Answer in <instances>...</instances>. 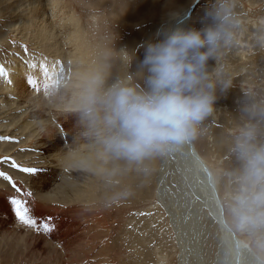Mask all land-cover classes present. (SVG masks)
Listing matches in <instances>:
<instances>
[{
    "label": "rangeland",
    "instance_id": "1",
    "mask_svg": "<svg viewBox=\"0 0 264 264\" xmlns=\"http://www.w3.org/2000/svg\"><path fill=\"white\" fill-rule=\"evenodd\" d=\"M193 1L0 0V66L13 76L15 83L20 79L17 73L29 75L24 76L29 81V77L34 79L35 73L44 67H52L60 78L50 85H39V91L36 87L26 86L21 89L23 93L18 90L11 95L5 88L7 75L0 76L3 77L0 78V172L4 173L0 176V264H71L72 256L77 259V263L72 264H232L228 250L226 259L219 250L223 243L226 244L223 242L226 239L208 207L204 204L200 207L202 200L189 190L187 181L184 191L180 192L182 185L176 179V182L170 180L167 183L161 178L166 152L165 157L164 154L157 155L142 162L141 176L147 179V183L141 184V193L125 208L108 206L105 196L104 209L95 208L93 203L86 204L87 201L79 205L62 202L58 213L54 209L58 208L57 205L51 206L47 200V194L56 193V187L68 170L60 166L59 161L76 151L75 145L72 147L71 144L82 134L81 124L85 120V108L72 115L70 112L60 114L58 108L53 107L57 100L46 98L53 92L48 86L72 83L76 77L74 56L77 59L83 56L90 46L92 55L85 59V68H89L90 61L96 58L107 75L105 79L108 80L102 79V82L108 85V89L118 80H126V75L131 78L128 83L139 86L142 82L136 75L135 66L143 57L142 45L155 38L158 29L170 20L172 13L180 12V8ZM198 8L189 26L200 27L199 20L206 9L218 11L229 17L233 41L221 48L218 58L208 62L209 73L214 78L218 76L221 83L217 86L214 111L201 123L193 141L220 180V196L228 224L264 260V205L257 206L252 200L255 193L264 191V181L251 179L245 172L244 162L233 150L241 129L250 125L256 129L255 143L264 145V0H203ZM68 13L81 19L87 40L73 41ZM87 41L89 48L84 46ZM76 46H80L79 53ZM126 56L129 59L134 57L131 74H126V60L123 59ZM31 71L34 73L28 74ZM84 73L88 74L86 70ZM224 82L228 83L227 88L223 87ZM94 86H82L84 95L80 98L88 107L95 93L94 107L102 116L101 98L108 89L102 84ZM46 91L49 93L45 95ZM42 97L46 98L45 103H42ZM88 98L90 101L86 100ZM77 130L82 132L77 133ZM87 131L89 135L93 134L88 125ZM151 164L154 171L150 169ZM25 168H35L36 171L26 173ZM88 174H84L83 182L87 181L85 176ZM167 174L168 178L173 175L172 172ZM12 184L21 191L17 192ZM67 189L66 193H73ZM179 192L189 202L182 210L183 202L177 199ZM17 199L21 201V210L27 209L26 218L32 221L31 224H23L17 217L16 206L12 203ZM200 209L203 212L198 211ZM66 211L68 217L60 219L59 215L63 216ZM100 216H104L105 221ZM242 217L248 218L247 223ZM99 222L106 230H100ZM75 223L78 227L74 228L75 235H72ZM45 225L49 231L44 230ZM110 229L114 232L111 233ZM116 240L119 244L114 242ZM196 241L200 243L197 255L192 250L198 249ZM108 242L111 247H118L108 253V257H102L98 252ZM98 257L101 262L96 260Z\"/></svg>",
    "mask_w": 264,
    "mask_h": 264
},
{
    "label": "clouds",
    "instance_id": "2",
    "mask_svg": "<svg viewBox=\"0 0 264 264\" xmlns=\"http://www.w3.org/2000/svg\"><path fill=\"white\" fill-rule=\"evenodd\" d=\"M199 24L189 26L185 14L172 13L155 38L142 45L143 57L135 66L142 83L115 82L101 98L102 116L94 107L93 94L83 117L107 154L141 163L195 139L201 123L214 111L221 83L209 73L208 62L233 41L228 16L206 9ZM256 134L251 125L242 128L233 150L244 162L246 174L261 182L264 145L255 143ZM252 200L264 205V191ZM242 219L247 223L248 218Z\"/></svg>",
    "mask_w": 264,
    "mask_h": 264
},
{
    "label": "bare ground",
    "instance_id": "3",
    "mask_svg": "<svg viewBox=\"0 0 264 264\" xmlns=\"http://www.w3.org/2000/svg\"><path fill=\"white\" fill-rule=\"evenodd\" d=\"M196 1L197 0L193 1V3L186 4L185 6L180 8V12L185 14V19H186V22H187L188 25H190L192 17L195 15V12L199 9L198 7L201 4L200 3V4H198V6L194 7V4L196 3ZM47 3H49V2H47ZM66 6H67V4H66ZM70 13H68V16L70 17V20L67 21V22H68V26L73 31L72 34L70 33L71 34V38L73 39L74 42L75 41H79L81 38H84V39L87 40V38L84 35L83 30H82L83 24H82V22H80L81 19L79 20L76 15H73V16L69 15ZM43 24L45 26V23H42V25ZM66 25H64V26H66ZM69 38H70V36H69ZM49 39H51V38H49ZM147 41H149V40H147ZM69 44H66V45L68 46ZM72 44H73V42H72ZM79 45H80V43H79ZM84 46L86 48H89L88 41H87V44L84 43ZM79 47L80 46H76L75 50L78 49L79 51H81ZM55 49H56V47L54 48V50ZM79 51H78V53H79ZM120 51H122L121 48H120ZM123 53H125V52H123ZM138 53H139V56H141L140 50L138 51ZM90 55H92L91 46H90V50L87 49L86 53L83 56L81 55L78 58L79 60L76 58L77 56H74L75 59L72 58L73 60H76L74 62V64H73L74 68H75V70L73 72H75L74 74L76 75V77H75V79L72 80V83H70L68 81L67 85L65 84V82H63L62 84H58V86H48L49 88H51L53 90V92L49 93L48 92L49 90L44 92L45 95H46L47 92L49 93V94H47L48 96H46V98L51 97L52 100H57L56 102H58V103L57 104L55 103V105L53 107L58 108V111L60 112V114H63V112H66V113L70 112L69 114L72 115V114H74V112H79L82 108H86L87 105L84 104L83 101L80 98L81 95H84V91H82L83 89H81V87L83 86V87H87V88L88 87L92 88V86L95 87L94 85H97V80L98 79H103V81H107L108 80V79L107 80L105 79L106 78L105 77L106 74H104V71L102 70L100 65L97 63V59L96 58L92 59L90 61V65L91 66L89 68H85V65H84V63L86 61L85 59L88 60L90 58ZM119 55H121V54L119 53ZM113 59H114V57H113ZM123 59L126 60V62H125L126 74H131V70H132L131 64H130V66L128 65V63L130 62L131 58L129 59L126 56ZM73 60H72V62H73ZM109 61H111L110 58H109ZM122 61H124V60H122ZM135 62H136V60H135ZM111 65H113V64H111ZM80 68H81V71L79 72ZM111 68H113V67H111ZM116 68H117V66H116ZM116 68L115 69L113 68V69L115 71H118ZM122 68H124V67H122ZM84 69L88 72V74L84 73V71H85ZM119 69H120V67H119ZM32 73H34V71H31V73H28V74L32 75ZM69 74H70V72H69ZM83 74H84V76H83ZM120 74H121V71H120ZM16 76L20 78V79H18L17 83H15V81L13 79V76L9 72L7 73V78L6 79H7L8 82L6 81L7 84H5L6 85L5 88H7V92L9 94H11V95H12V93H15L18 90H19V93H23L21 89H23V90H24V88L26 89V86H28L29 88L30 87H36L37 88L36 90L39 91V89H40L39 85H41V84H44L45 86L46 85H50L53 81H56V80L60 79L58 77L57 73L55 72V70L52 67L51 68L44 67V69L42 68L39 73H35L34 79H33V77H29L30 78L29 81L27 80L28 78H25V77H27L29 75H25V73H22V74L17 73ZM0 78H3V77H0ZM126 80H128V82H130L131 78L128 75H126ZM110 81L108 83H110ZM139 81H141L140 78H139ZM30 82L32 83V85H27ZM106 84H107V82H106ZM103 85H104V88H107V86H108V85L105 86L104 82H102V86ZM104 88H102V89H104ZM33 94H34V92H32V96H34ZM46 98L42 97L41 101L44 100L42 103H45ZM86 100L90 101L89 98L86 99ZM44 106H46V104H44ZM82 123H83V124H81L83 126V130H82L83 132L81 131L82 134L79 135V137L74 138L75 139V141L73 142L74 144H71L72 147H73V145H75L73 148H76V151H73L67 157L64 156L59 161L60 166L64 167L66 170L68 169L66 171L67 175L64 174L65 176L64 175L62 176L64 178L62 179L61 183L56 187V189H55L56 193L47 194V198H48L47 200L51 202L50 203L51 206H53L55 204L57 205L58 208H54V209L58 213L61 212V209L59 207H61V203L62 202L67 203V204L79 205L78 203H83V201H87L86 204L87 203H93V204H95V208L104 209V205H106L105 199H104L105 196H106V199L108 200V206H110V207L115 206L117 209H121L122 206H123V208H125V206L127 204H129L130 201L136 199L138 194L141 193V184L142 183H147V179L145 177L141 176L142 175L141 166H142L143 163L142 162L141 163L129 162V161L124 160V159H117L115 157L113 158V156L107 154L104 151L103 146L100 143L99 139H97L95 137L96 135L93 136L92 133L89 135L88 131L85 132L86 131V127L88 125L87 121L86 120H82ZM81 132L78 131L77 133H81ZM83 134H86V135L88 134L89 137H86V135L84 137ZM65 140L67 141V139H65ZM165 154H166L167 159L165 160V162L163 163V166H162L161 178L163 180L165 178V181L167 183L170 180H173L175 182L177 180V182H180V184L182 185V187L180 188V192L184 191L185 186H186V181H187V183L189 185L188 186L189 190L202 200V203H201L200 207L203 206V204H204V206L208 207V209L210 210V213L212 214V217L216 221V224L218 226V229L220 230V233L226 239L225 241H223V242H226V244L224 245V243H223V246L221 247V249H219L220 250V254L222 255V253H223L224 258H223V256H222V258L226 259L225 257H227V250H228V253H229V255L231 257V260H232V264H264V260L251 248V246L247 242H245L244 240L240 239L238 237V235L236 234V232L228 224V222L226 220V216H225V214H226L225 207H224V204H223L221 196H220V180H218L216 178V176L213 174V172L211 171V169L208 166L207 161L204 159V157L201 155V153L197 149L196 144L194 143V141L191 140L187 144H184V145L179 146V147L172 148L171 150L167 151ZM165 154H164V157H165ZM161 156H163V155H161ZM161 156H159V157H161ZM169 157H170V159H169ZM156 158H155V160H156ZM151 161L153 162V160H151ZM155 163H157V162H155ZM163 167H164V169H163ZM150 169L153 170L152 164L150 165ZM73 171H76L77 174L75 175ZM158 172H159V170H158ZM171 172H172L173 175H171V177L168 178V176H167L168 174L167 173L171 174ZM83 173L85 175H86V173H89L88 176H85V177H87V181L86 182H83L81 180L82 178H84V174ZM170 174H169V176H170ZM149 180H151V179H149ZM157 182H159L158 176H157ZM163 183H164V181H163ZM67 188H70L72 190L70 192H73V193H66L67 191H69ZM180 192H179V195H177V199L178 200H182L181 203L183 202V204L181 206V210H182V209H185L186 204H189V202H188V200H186L184 195L181 194ZM40 199H41V197H40ZM96 205H97V207H96ZM87 206H89V205H87ZM187 207H188V205H187ZM83 208H81V209H83ZM89 211H91V210H89ZM119 211H121V210H119ZM187 211H188V208L186 209V213H187ZM198 211H202L203 212V210H201V209L198 210ZM68 213L69 212L66 211V213L63 216L59 215V218L61 219V218H64V217H68V216H66V215H68ZM84 213H85V211H84ZM80 214H83V213H80ZM99 214H102V213H99ZM90 215H91V213H90ZM93 215H94V213H93ZM103 217L100 216L99 218L103 219ZM93 218H95V216H93ZM86 219L88 220L89 216ZM71 220L75 221V219H71ZM96 220H98V219H96ZM93 222H94V220H93ZM223 222L226 223L228 228L223 226ZM87 223H89V221ZM77 224L76 223L74 224V227L72 229V235H75L74 234V228L78 227ZM100 224L102 226V228L100 230H102V229L106 230V227L102 224V222ZM64 226H65V224H64ZM98 226H100V225H98ZM107 227H108V225H107ZM60 229H61V227H60ZM92 232L93 231L91 229V233ZM113 232L114 231H112L111 233H113ZM58 233H60V232H58ZM64 233H66V232H64ZM91 233H90V235H91ZM104 233H106V232H104ZM62 234H63V232H62ZM67 234H68V232H67ZM36 235L37 234H35V236ZM115 235H116V233H115ZM58 236H59V234H58ZM118 236H119V234H118ZM54 237L52 236L53 239H54ZM105 237H107L106 234H105ZM135 237H136V235H135ZM67 239H69V237ZM95 239H96V237H95ZM107 239H109V238H107ZM55 240H57V242H58V240L60 241V239H55ZM96 241H98V240H96ZM105 242H107V241H105ZM114 242L119 244V242L117 240L114 241ZM60 243H62V242H60ZM99 243H100V241H99ZM196 243H197L198 249L193 248L192 250L197 255V252H199V249H200V243L197 242V241H196ZM47 245H49V244H47ZM64 245L65 244L63 242V246ZM111 245L109 244V242L104 244L102 246L101 250L98 252V254L102 255V257L103 256L108 257V255H109L108 253H110L111 251H114L118 247V246H112L111 247ZM121 246L122 245L119 246V249H120ZM224 247H226V249H224ZM191 255H193V252H191ZM95 256L97 257L96 254H95ZM89 258H90V256H89ZM129 258H130V256H129ZM222 258L220 257L221 260H222ZM106 259L109 260V258H106ZM115 259H116V256H115ZM76 260L77 259H75L72 256V259L70 260V263L71 264L72 263H77ZM96 260H100V262L102 261L101 258L99 259V257ZM107 260H104L103 262H106ZM93 261H95V260H93ZM109 262H107V263H109ZM129 263H131V262H129ZM131 264H133V263H131ZM180 264H182V262ZM199 264H202V263L199 262Z\"/></svg>",
    "mask_w": 264,
    "mask_h": 264
},
{
    "label": "snow or ice",
    "instance_id": "4",
    "mask_svg": "<svg viewBox=\"0 0 264 264\" xmlns=\"http://www.w3.org/2000/svg\"><path fill=\"white\" fill-rule=\"evenodd\" d=\"M7 73L5 72V69L3 66H0V76H6ZM24 172L26 173H34L36 171L35 168H25L23 169ZM4 173L0 172V176H3ZM12 187L17 191L20 192L21 189L18 188L15 184H12ZM12 203L16 206V215L19 217L20 221L23 224H31L32 221L26 218V211L27 209H24L23 211L21 210V201L20 200H13ZM45 231H49V228L47 225H45Z\"/></svg>",
    "mask_w": 264,
    "mask_h": 264
},
{
    "label": "water",
    "instance_id": "5",
    "mask_svg": "<svg viewBox=\"0 0 264 264\" xmlns=\"http://www.w3.org/2000/svg\"><path fill=\"white\" fill-rule=\"evenodd\" d=\"M202 1L203 0H197L196 3L194 4V7L198 6V4H200ZM223 226L228 228L225 222H223Z\"/></svg>",
    "mask_w": 264,
    "mask_h": 264
}]
</instances>
